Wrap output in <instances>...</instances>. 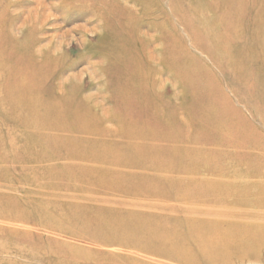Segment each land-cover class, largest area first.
Segmentation results:
<instances>
[{
  "label": "rangeland",
  "instance_id": "374dc122",
  "mask_svg": "<svg viewBox=\"0 0 264 264\" xmlns=\"http://www.w3.org/2000/svg\"><path fill=\"white\" fill-rule=\"evenodd\" d=\"M0 211V264H264V0H0Z\"/></svg>",
  "mask_w": 264,
  "mask_h": 264
},
{
  "label": "bare ground",
  "instance_id": "6f19581e",
  "mask_svg": "<svg viewBox=\"0 0 264 264\" xmlns=\"http://www.w3.org/2000/svg\"><path fill=\"white\" fill-rule=\"evenodd\" d=\"M41 50V49H40ZM40 53V52H39ZM122 55L120 54V53H118V54H116V57H114L115 58V60H116V58H118V57H121ZM150 56H151V58H150ZM149 58L150 59H154V57H153V54H152V52L150 51V54H149V56H147L146 55V62H149V64H150V60H149ZM118 60V59H117ZM116 60V61H117ZM126 61V60H125ZM125 61H123V62H125ZM122 62V61H121ZM112 65L113 66H119L120 67V69H123V70H125V69H127V65H124V66H122V65H119V63H112ZM133 69L135 68L134 66L132 67ZM137 68V67H136ZM159 69V68H158ZM161 69V68H160ZM123 70H120V71H123ZM128 70H129V68H128ZM127 71V70H126ZM142 72H143V70H142ZM10 73H12V75H15L14 74V71L12 70V72L10 71ZM9 76H10V74H9ZM154 82V90H155V93H156V91H157V93H158V95H156V96H159V94H160V92L162 93V91L161 90H164L165 88L164 87H166V82L167 81H165V80H163V79H158L157 81H153ZM160 83L162 84V85H160ZM162 86H164V87H162ZM60 87L62 88V86H61V84H60ZM64 87H65V85H64ZM46 90L45 89H37L34 93H32V94H30V95H28V97L29 98H31V97H33V98H35V100L37 101V102H42L43 101V95H44V92H45ZM101 93V92H100ZM68 95V93H65V95ZM121 94V93H120ZM122 95V94H121ZM9 98H11L10 97V95H9ZM53 98V97H52ZM53 100V99H52ZM9 101V100H8ZM7 101V102H8ZM11 101V100H10ZM96 101V100H95ZM13 103V102H12ZM9 104V103H8ZM101 104V103H100ZM51 107H53L54 108V106L52 105ZM52 108V109H53ZM86 113H88L87 114V118L89 119V123H87V124H85V123H81V122H73L71 125L72 126H70V127H67V130H69V128L71 129V130H74V131H80L81 129H84V127H86L87 126V128H88V126H98V127H101V126H104V121H103V119H100V118H98L97 116H96V112L92 109V107H90V108H87V111H86ZM62 116V115H61ZM83 116V115H82ZM118 117H122V116H120L119 114L116 116V118H118ZM83 118V117H82ZM53 123H55V124H53V125H58V124H60V123H57V122H53ZM51 127H54V126H51ZM126 128H128V127H122V128H119V127H117V129H114V131H108L106 128H102V130L101 131H99L98 133L100 134L101 132H103V134L104 135H106V134H110L111 135V133L112 132H114V134L115 133H122V132H128V133H130L131 132V134H132V137L133 138H135V139H148V140H150V141H154V142H161V143H173L174 141H173V137H172V139H171V136L170 135H168V136H166V135H160L159 133H158V135L157 136H152V135H150L148 132H151L150 131V129H153V127H150L149 128V130H144V131H134V130H129V129H131V128H128V129H126ZM84 131V130H83ZM109 135V136H110ZM112 136V135H111ZM10 138H12V137H10ZM0 212H4V211H0ZM242 259H244V257H242Z\"/></svg>",
  "mask_w": 264,
  "mask_h": 264
}]
</instances>
